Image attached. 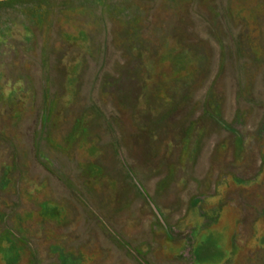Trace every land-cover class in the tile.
Masks as SVG:
<instances>
[{"label":"rangeland","instance_id":"1","mask_svg":"<svg viewBox=\"0 0 264 264\" xmlns=\"http://www.w3.org/2000/svg\"><path fill=\"white\" fill-rule=\"evenodd\" d=\"M0 264H264V0L0 2Z\"/></svg>","mask_w":264,"mask_h":264},{"label":"water","instance_id":"2","mask_svg":"<svg viewBox=\"0 0 264 264\" xmlns=\"http://www.w3.org/2000/svg\"><path fill=\"white\" fill-rule=\"evenodd\" d=\"M9 1V0H0V2Z\"/></svg>","mask_w":264,"mask_h":264}]
</instances>
